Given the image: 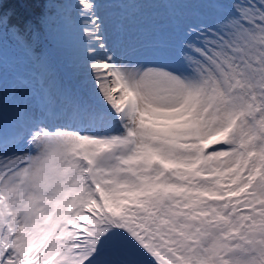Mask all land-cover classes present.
I'll return each instance as SVG.
<instances>
[{
	"label": "snow or ice",
	"instance_id": "snow-or-ice-1",
	"mask_svg": "<svg viewBox=\"0 0 264 264\" xmlns=\"http://www.w3.org/2000/svg\"><path fill=\"white\" fill-rule=\"evenodd\" d=\"M166 6L141 62L105 0H0V264H264V0Z\"/></svg>",
	"mask_w": 264,
	"mask_h": 264
},
{
	"label": "rangeland",
	"instance_id": "rangeland-1",
	"mask_svg": "<svg viewBox=\"0 0 264 264\" xmlns=\"http://www.w3.org/2000/svg\"><path fill=\"white\" fill-rule=\"evenodd\" d=\"M169 2L170 0H105L106 15L117 31L118 39H122L119 40L121 48L128 59L152 61L167 53V44L175 36V27L181 12L180 9L166 6ZM117 10L118 15L121 10L125 13L123 27L117 25V28L115 25L118 20L114 13ZM58 70L65 82H72L70 69L61 64Z\"/></svg>",
	"mask_w": 264,
	"mask_h": 264
},
{
	"label": "bare ground",
	"instance_id": "bare-ground-1",
	"mask_svg": "<svg viewBox=\"0 0 264 264\" xmlns=\"http://www.w3.org/2000/svg\"><path fill=\"white\" fill-rule=\"evenodd\" d=\"M116 10H113V12H115ZM122 12H120V14L118 15V10H117V12L116 13H114V15H115V17H116V20H118V22L117 23H115V25L117 26V24L118 25H120L121 27H123L124 26V21H125V18L123 17L124 15H125V13H124V11L123 10H121ZM117 15H118V17H117ZM120 40H122V39H120Z\"/></svg>",
	"mask_w": 264,
	"mask_h": 264
},
{
	"label": "trees",
	"instance_id": "trees-1",
	"mask_svg": "<svg viewBox=\"0 0 264 264\" xmlns=\"http://www.w3.org/2000/svg\"><path fill=\"white\" fill-rule=\"evenodd\" d=\"M8 7H11V8H12V7H13V5H12V4H9V5H8Z\"/></svg>",
	"mask_w": 264,
	"mask_h": 264
}]
</instances>
